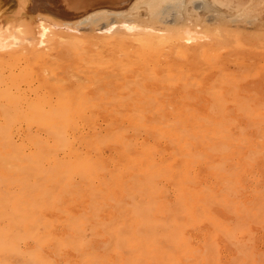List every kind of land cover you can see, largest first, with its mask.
Returning a JSON list of instances; mask_svg holds the SVG:
<instances>
[{
  "label": "rangeland",
  "instance_id": "374dc122",
  "mask_svg": "<svg viewBox=\"0 0 264 264\" xmlns=\"http://www.w3.org/2000/svg\"><path fill=\"white\" fill-rule=\"evenodd\" d=\"M86 1L0 0V264H264V0Z\"/></svg>",
  "mask_w": 264,
  "mask_h": 264
},
{
  "label": "bare ground",
  "instance_id": "6f19581e",
  "mask_svg": "<svg viewBox=\"0 0 264 264\" xmlns=\"http://www.w3.org/2000/svg\"><path fill=\"white\" fill-rule=\"evenodd\" d=\"M194 2H196V1L195 0H133L132 2H130L131 4L129 5L130 6L129 12H131L133 14L135 12L136 13H138V12L142 13L143 16H147L148 18H150V20L164 21L165 16L167 14H170V13L171 14H173V13L183 14L184 10L187 9V7L194 8ZM101 8L102 9H100V8L94 9L91 12L89 11L85 15V18L82 20L81 23L86 22L88 24H95L96 25L99 21H101L105 18H108L110 16V14H112L111 13L112 9H108L106 7L105 8L101 7ZM209 8H210V5L207 3V0H205L204 8L201 10H198V12H202V10H206ZM139 10H141V11H139ZM123 13L124 12H120V10H116L114 14H116V16L119 18ZM42 27H43L42 28L43 30L41 32V37L43 38L47 34V26L43 25ZM12 32H13V30H12ZM5 35L6 34H4L3 31L2 32L0 31V52L4 51V50L6 51V49L9 48L10 46L12 47V45L16 46L19 42L18 41L19 40L18 35H14V34H13V36L10 34L8 36H5ZM41 42H44V39H42Z\"/></svg>",
  "mask_w": 264,
  "mask_h": 264
},
{
  "label": "water",
  "instance_id": "95a60500",
  "mask_svg": "<svg viewBox=\"0 0 264 264\" xmlns=\"http://www.w3.org/2000/svg\"><path fill=\"white\" fill-rule=\"evenodd\" d=\"M85 1V0H84ZM130 0H114L113 2L109 0V2L107 0L101 1L100 2H96L95 0H91V1H86L85 4L84 2L81 3V6H79L80 8H82L84 10H88L92 7H96V6H102V5H111V6H124L125 4H127ZM98 3H102V5H98Z\"/></svg>",
  "mask_w": 264,
  "mask_h": 264
}]
</instances>
